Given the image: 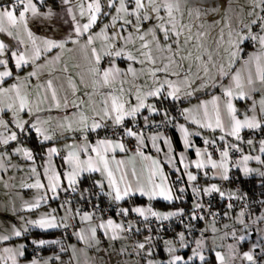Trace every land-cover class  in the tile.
<instances>
[{
	"label": "snow or ice",
	"instance_id": "snow-or-ice-1",
	"mask_svg": "<svg viewBox=\"0 0 264 264\" xmlns=\"http://www.w3.org/2000/svg\"><path fill=\"white\" fill-rule=\"evenodd\" d=\"M61 3L65 17L63 23L69 27L67 33L60 38L38 36L29 27L31 17H59L60 13L51 6L47 11L41 10L44 0H39L40 7L36 0H11L10 6L0 8V33L16 42L13 46L0 39V146L5 148V152L0 153V166L3 159L8 157L7 149L13 142L15 146L12 147V154L21 155L32 162L30 172L34 182L23 186L43 190L45 195L36 197L32 202H25L24 207L29 211L39 209L42 202H47V192L53 194L52 199L58 198L65 181V191H75L77 178L81 174L99 173L101 179L94 181V185L101 190L100 195L107 197L109 210L114 207L115 215L121 219L118 222L113 216H106L105 210L96 204L91 211L77 208L73 216L69 215L71 208L66 209V215L61 217L63 223L60 224L56 220L57 210L52 209L50 214L45 213L38 219L26 221L24 225L14 226L11 235H0V242L21 237L28 231L26 225L41 229L61 226L67 228V221L78 216L81 227L74 235L80 242L91 247L100 244L99 233L110 241L128 240L133 232L140 233L141 229L135 224L142 222L149 235L142 241L135 242L130 252L127 245L122 246L121 255L128 252L132 256H141L143 253L146 264H195L197 259L200 264H206L204 250L207 244L204 232L207 228L202 229L201 236L195 239V247L191 249V255L187 259L177 254L180 249L190 245L183 231L177 233L175 239L164 241V251L168 254L166 261L151 258L153 230L148 224L150 218L163 222L184 216L183 209L159 211L152 205V201L158 198L171 203L180 199L176 195L177 191L181 194L185 191L183 184L175 189V185L170 182V174L164 171V165L167 164L176 173H181L182 166L183 172L176 183H180L186 176L188 184L192 186L194 198L217 194L221 200L227 199L223 216L232 223L223 225L225 231L220 239L231 238L233 243L227 245V255L215 251L217 264H264V227H261L264 225V199L258 202L249 201L247 193L240 194L239 190L226 192L217 183H208L203 187L196 183L201 170L206 178L211 171L212 180L229 181V173L233 167L239 169L244 176L255 173L264 178V138L258 142L257 155L245 153L240 146L243 142L242 130L259 129L264 132V95L259 100V111L253 99L243 118L233 103L235 99H252V93L258 90L257 83L264 92V0H253L250 10L239 22L237 29L229 31L227 47L223 48L228 61L227 67L223 63H215L213 53L204 47L201 41L204 33L198 31L194 37V25L184 23L185 12L188 17H192L193 11L190 8L182 10L181 0H61ZM184 3H193V0H184ZM199 16L196 11L195 18L199 19ZM102 19L107 22L101 24ZM254 27L257 31H253ZM96 28L98 30H94ZM223 39L221 35L220 40ZM245 42L258 45V50L249 53L247 59H242L241 46ZM69 44L73 47L69 48ZM54 50H58L56 56L50 59L45 57L43 65L37 63L44 54ZM66 52H79L88 62L89 86L92 91L86 93L89 96L87 105L84 101H69L67 96L61 101L51 80H48L46 89L39 83L30 87V80L38 76L39 69L62 62V56ZM121 59L128 61L124 69L117 64ZM105 60L107 66L103 64ZM237 60L241 61L242 67L233 72L232 68ZM10 64H14L17 71L31 65L32 71L23 77L17 74L14 82L4 87L6 79L13 77ZM226 77H230L227 85L223 83ZM217 86L221 90L220 95H213L208 100H200L195 105L179 110V115L185 121L183 124L176 121V117L171 116L168 109L157 106L163 100L181 101L182 98L196 96L202 90ZM41 89L46 93L43 96L40 95ZM101 89L106 91L100 92ZM47 92L51 94L50 100ZM97 93L102 96L98 106L92 101L93 94ZM45 103L50 108L57 109L72 106L75 109L72 117L65 116L58 127L66 132H79L81 135L79 143L66 144L63 149L55 146L47 148L42 173L46 184L42 182L32 150L23 147L18 136V132L34 131L42 142L53 139L55 130L52 128L51 118L41 119L39 115L44 111L41 105ZM7 113L11 115L5 118ZM155 115H160L162 119L159 122L150 121V116ZM173 122L180 132L185 152L194 149L195 159L188 160L185 152H181L177 159L170 138L159 131L164 125H172ZM189 124L195 125L196 130L190 131ZM146 128L157 130L146 136ZM101 129L111 131L112 135L99 136ZM204 131H219L220 135L218 138L209 137L203 135ZM91 133L97 135L95 141L89 139ZM193 136L203 138V148L195 146ZM125 137L135 140L134 150L126 146ZM229 137L234 142H230ZM161 139L168 148L164 152V160L144 152L143 149L150 141L152 148L160 153L162 149L158 142ZM217 139L220 141L219 145ZM246 143L250 149L256 148L253 139H248ZM62 150H66V155L62 157V164L66 167L61 172L53 165L52 157L59 155ZM117 151L125 153L127 158L117 160ZM129 152L131 155H127ZM216 152L219 153L218 159L214 158ZM232 152L239 153L234 163ZM137 158L150 161L144 163L139 172L136 168ZM252 161L260 167H250ZM192 167L197 170L196 173L190 170ZM136 193L146 197L149 203L142 206H121L122 202ZM261 195L264 196V192ZM234 200L240 201L242 207L231 216ZM256 204L259 205V215L253 211ZM60 207L63 208L64 205ZM204 207L203 203L195 202L190 219L203 220V214L198 216L196 210L203 211ZM208 207L210 209L211 204ZM133 214L140 221L134 223L128 219ZM210 214L213 217L211 231L215 248L216 233L220 231L216 228V217L220 213ZM186 228L191 231V225ZM253 232L258 237L257 242L251 243L248 250L242 251L240 246L251 238ZM32 243L43 246L48 243L57 244L59 241L33 240ZM72 248L75 254V246ZM2 251L0 264H21V259L25 256V245L4 247ZM61 251H64L63 247ZM52 259L53 257H49L41 262L34 257L27 264H50ZM55 259L59 260L60 257L55 256Z\"/></svg>",
	"mask_w": 264,
	"mask_h": 264
},
{
	"label": "crops",
	"instance_id": "crops-1",
	"mask_svg": "<svg viewBox=\"0 0 264 264\" xmlns=\"http://www.w3.org/2000/svg\"><path fill=\"white\" fill-rule=\"evenodd\" d=\"M230 1H234V3H229ZM243 0H193V3H188L185 4L184 0H181L182 2V10L185 8H190L193 11V16L192 17H188L187 13L185 12L184 15V23H191L194 25L192 31L195 37V34L198 31H202L204 33V36L201 37V41L204 45V47L206 49H208L209 51H211L213 53L214 56V61L217 64L223 63L225 65V67H227V57L223 52V48L227 47V39H228V33L230 30H236L237 26L239 24V22L244 19L247 15V12L250 10V7H245L244 2H242ZM11 1H8L7 3H4L2 5H0V8L6 7V6H10ZM58 8H53L54 11H58V9L61 8V5H59L58 3ZM49 7V5H47L44 9H42V11H47V8ZM52 7V6H51ZM245 9V12H244ZM196 11L199 12L200 16L199 19L195 18V13ZM256 11H259V9H256ZM180 19V17L178 16V20ZM41 17H31L29 19V27L31 28V30L33 32H38L40 34L44 35H48L50 36V33L52 31H54L55 33H57L59 36H63L62 35V30L60 28H58V25L56 24V22H53V25H49L47 23H42L41 21ZM52 30V31H51ZM221 35H223L224 39L223 41L220 40ZM0 39L5 40L6 43H9L13 46H15L16 42L14 40H12L11 38L7 37L6 34L0 33ZM69 48H72L73 46L71 44L68 45ZM243 48V52L241 53V57L242 59H247V56L249 53L255 52L258 50V45H255L253 48H248V46L246 45V42L241 46ZM58 50H54L51 53H46L42 56V58L40 60L37 61L38 64L43 65L45 62V57L47 58H51L56 56ZM217 53H219V55H217ZM86 60L81 56V54L79 52H73V53H64L62 56V62L56 63L54 65H50L48 68H43V69H39L38 70V76H34L31 78L30 80V87L36 85L37 83L44 85V89L47 88V82L48 80L52 81V85L53 88L56 89L58 96L60 97L61 101H63L64 97L67 96V98L69 99V101L75 100L77 103H79L80 101H84L85 105H87L89 103V96L86 93H89L92 91H89V89L84 90L83 92H78L75 93L73 98L71 96V87H73L72 85V81L73 79H76V81L78 82H82V81H87L89 82V74H83L80 69V65L82 63H84ZM87 62V61H86ZM88 63V62H87ZM104 66L107 65V60L104 61ZM117 64L120 68L124 69L127 67L128 65V61L126 60H118ZM72 66H74L75 68H72ZM139 66V65H137ZM10 67H12L13 69V77L12 78H7L5 83H4V87H7L9 84L14 82V78L15 76L18 74L21 77H23L27 72L32 71V67L31 65L26 66L25 68H23L20 71H17L14 67V64H10ZM242 67L241 65V61L237 60L236 63L233 65L232 71L235 72L237 69H240ZM66 69V70H65ZM253 74H255V69H252ZM213 74H215V70H213ZM246 74V73H245ZM229 79L230 77H226L223 80V83L225 85H227L229 83ZM89 85V84H88ZM257 87V91L252 93V99H235L233 101V103L235 104L236 108L239 111L240 117L243 118V114L251 107L253 99L256 101L257 103V111H259V100L261 98L262 95H264V92H262L260 90L261 86L259 85V83H257L256 85ZM41 89L40 90V95L43 96L45 95V90ZM105 89H101L100 92H105ZM77 94L80 95V97H77ZM221 94V90L220 88L217 86L215 88H209L206 91L202 90L198 95L193 96V97H189V98H182L181 101H172L170 99H168V101L172 102L173 105L176 107H180L181 109L184 107H189L191 105H195L197 103H199L200 100H208L211 98V96L213 95H220ZM47 95L49 97L50 100V92H47ZM102 99V96L97 93V94H93L92 96V101L96 102L97 106L99 105V101ZM167 100H163L162 102H159V104L157 103V106L160 107L161 109H168L169 113L171 116L176 117V121H178L179 123L183 124L185 123L184 119L182 116H177L174 111L170 108H168L164 102H166ZM41 107L44 109V111H42L39 115L43 116V115H48V114H53L58 116L59 118L64 117V116H69L70 118L72 117L73 112L75 111V109L72 106H69L67 108L65 107H61L60 109H57L55 107H49L48 103L42 104ZM147 114V113H145ZM249 115H251V113H248ZM10 116V113H7L5 118H8ZM25 116H27L25 114ZM159 116V117H157ZM150 117H157V118H162L160 115H155V116H150ZM189 129L191 130H196L195 125H191L189 124ZM102 130V129H101ZM99 130V131H101ZM248 129H244L241 132V136L243 137V142H241L240 146L243 148L245 153H249L251 152V154L253 155H257L259 154L258 152V148H259V140H254L256 142V148L250 149L249 146L247 145L246 141L247 139L244 138V132H246ZM255 131H261L259 129L255 130ZM30 133H34V131L29 132L28 134L30 135ZM28 135V136H29ZM77 135H80L79 132H55V135L53 137V139L51 141H46V142H42L40 138H38V140L43 143L45 145L44 149L42 151H35L30 144L27 141V135H24V137L22 138L21 142L23 146H27V148H30L33 152V155L35 157V164L38 167V170L41 172V177L43 179V165H44V160L47 158V148L55 146L58 149H63V146L66 144H70V143H77V141L75 140V137ZM203 135L205 136H209V137H215L218 138L220 135V132L217 131L215 133H212L210 131H204ZM57 138V141H54V138ZM170 143H171V147L173 148V150L175 151L176 155H177V159L179 158V154L181 152H185V149L183 147V142L181 140V135L180 132L178 131V129L175 127L174 130L172 131L171 135H170ZM230 142H234L233 138L229 137L228 138ZM192 140L195 143V146H198L203 143V138L200 136H193ZM217 143H220V141L217 139ZM158 146L162 149V151L160 153H157L151 146V142L148 141V146L146 148H144V152L153 156V157H159L161 160H164V152L168 151V148L164 145L163 143V139H161L158 142ZM64 151L65 155H66V150H62ZM127 155H130L129 153ZM185 155L187 157L188 160H193L195 159V152L194 149L189 150L187 152H185ZM23 157V156H22ZM127 156L125 153H120L117 151L116 153V159H126ZM214 158L218 159L219 156H214ZM31 166L32 162L28 161L26 158H24ZM235 162V161H234ZM233 162V163H234ZM52 163L53 165L57 168L58 171H63L64 167H66L65 165L62 164V158H60L58 155H55L52 157ZM144 163H150L149 162H145L142 161L141 159L137 158L136 161V168L137 171L139 172ZM252 168H257L260 167V165H258L255 161H252L249 165ZM130 167V166H129ZM181 167V173H176L174 171H171V169L169 168V166L167 164L164 165V171L166 173H169V180L170 182H172L175 185V189H179V187L181 186V184H183V186L185 187V191L181 194L178 191L176 192V195L180 196V199L178 200H174L171 203H185L186 201H191V203L194 200V196H193V191H192V186L188 184L187 182V177L184 176L183 180L180 183H176L178 176L182 174L183 169L182 166ZM191 171H193L194 173L197 172V170L192 167L190 169ZM95 175V181L101 179L100 174L99 173H83L81 174L77 179L78 182L79 180L84 176V175ZM236 174H240L242 177H250V176H258L255 173H252L248 176H244V174L237 168L233 167L231 168V171L229 173L230 177H232V175H236ZM211 171H209V175L206 178L204 176L203 171L201 170L198 173V180H197V184L200 187L205 186L208 183H217L219 180H212L211 179ZM261 178V177H260ZM264 179V178H262ZM44 183L46 184L47 181L43 180ZM77 182V184H78ZM77 184L75 185V188L77 186ZM67 188V182L65 181L62 188L59 191V196L56 199H52V193L51 192H47V202L44 203L42 202L39 209H43V208H48V207H57L59 209V212L61 214H64V216L66 215V209L71 208V213H69L70 216L75 215V210L78 208L79 205H75L73 203L67 204L65 203V193H67L68 191H72L71 189H69L68 191H65V189ZM32 191H43V190H37L34 188H30ZM106 190V189H105ZM231 190V189H229ZM101 190L99 189V192ZM73 192V191H72ZM133 197H138V198H142L145 200L144 204H140V205H136V206H142V205H147L149 202L147 200L146 197H142L139 195V193H136L135 195H133L131 198ZM197 197V196H196ZM195 197V198H196ZM36 198V197H35ZM35 198L28 200L27 202H32ZM130 199H126V201H129ZM155 201H162L168 204H171L169 202L164 201L162 198H158ZM123 203V202H122ZM64 205L63 208H61V205ZM122 207H129V206H125L122 205ZM39 209H33L32 211H37ZM62 209L64 210V212L62 211ZM156 209V208H155ZM176 209H183L184 210V219L186 220L185 222H183V225L185 227L184 230H189L188 228H186L187 225H191L192 221L189 219L190 218V214L187 213V210L185 208V205L180 206L178 208H168V209H157L159 211H169V210H176ZM226 210V205L223 207H220L218 209V213H220L218 221L216 222V225H220L221 223H223L225 220L223 213ZM239 211V209L237 207H234V210L231 213H235ZM191 213V212H190ZM230 213V214H231ZM257 215H259V212H256ZM56 215V213H55ZM132 217L135 218H139L137 216H135V214L131 215ZM58 216L56 215V220L58 221ZM176 217L172 218L170 221L173 222L175 220ZM77 219V218H76ZM76 221L80 222V219H77ZM211 225V224H210ZM209 226V225H208ZM63 226L61 227H55L53 229H46V230H42V229H38V227L32 229V230H38V231H42V232H47V231H53V230H58V229H62ZM79 227H81V223L79 225ZM145 229V227H143ZM79 229V228H78ZM31 230V231H32ZM147 232L148 230L145 229ZM144 231V230H143ZM165 231L162 228H156V236L157 235H161V233ZM149 233V232H148ZM153 233V231H152ZM142 235V234H141ZM75 238L78 240L77 236L74 235L73 238H71V240H75ZM98 238L100 239V241H102V243H110V244H114L117 241H110L107 238L103 237L102 233L98 234ZM257 238V235L255 234V232H253L251 238L249 240H246L244 243L242 244L241 250H248V248L250 247L251 243H254L253 239L255 240ZM79 241V240H78ZM80 242V241H79ZM82 243V242H81ZM8 244V243H6ZM6 244H3V247H7ZM84 244V243H83ZM228 245V244H227ZM9 247V246H8ZM67 247H68V243L65 244L64 251L61 254H65L67 255ZM93 247V246H92ZM227 248V247H226ZM221 251V250H218ZM257 252H259V249H257ZM214 255L215 258V254L214 252L212 253ZM216 259V258H215ZM217 264V261H216Z\"/></svg>",
	"mask_w": 264,
	"mask_h": 264
},
{
	"label": "rangeland",
	"instance_id": "rangeland-1",
	"mask_svg": "<svg viewBox=\"0 0 264 264\" xmlns=\"http://www.w3.org/2000/svg\"><path fill=\"white\" fill-rule=\"evenodd\" d=\"M48 0H44V3H47ZM59 5H61V8L58 9V13H60L59 17H53L50 19H45L41 17V22L42 23H47L49 25H53V22H56L58 25V28L62 30V35L66 34L68 31V25L63 23V20L65 17L63 16L62 12V3L61 0H56ZM38 7H39V0H36ZM245 7H250L253 3V0H243ZM229 3H234V1H230ZM42 10V9H41ZM245 12V9H244ZM107 22L106 20L102 19L100 21L101 24ZM51 25V26H52ZM98 30V28L94 29ZM52 31V30H51ZM38 36H43L42 34L38 32H34ZM46 36V35H44ZM48 36V35H47ZM56 36L57 38H60L62 36H59L57 33L52 31L50 33V36ZM97 46L99 47V42L97 43ZM68 54V53H67ZM104 63V62H103ZM107 66V65H106ZM136 67H139L135 65ZM79 71H81L83 74H87V68H88V63L85 61L82 63L80 66ZM72 68H75L72 66ZM20 71V70H19ZM25 76V75H24ZM72 86L71 87V96L73 98L75 94L73 93H80L83 92L86 89H89L91 91V87L88 85L89 82L83 81V82H78L76 79H73L72 81ZM76 96V95H75ZM77 97H80V95L77 94ZM11 115V114H10ZM41 119H49L51 118V124L52 128L55 130V132H65L62 129L58 127V125L63 122L64 117L59 118L56 115L53 114H48V115H43L41 116ZM69 117V116H68ZM28 117L25 116V119ZM29 132L25 133H19L18 136L19 139L22 140L24 135H29ZM54 141H57V138H54ZM15 146V142L12 143V146H10L7 149V152L9 153L8 157L6 159H3L2 161V166H0V235L2 234H8L11 235L12 229L14 226L19 227L21 225H24L26 221L28 220H35L38 219L41 215L45 213H51L52 209H56V215L58 216V223L62 224L63 221H61V217H64V214H61L59 212V209L55 207H48V208H43L39 209L37 211H32V210H27L24 207V203L27 202L30 199H33L35 197L45 195L44 191H32L28 187H24L23 185L25 184H31L34 182V177L32 176L30 172V164L22 157L21 155L17 154H12V147ZM23 146V145H22ZM27 147V146H23ZM5 152V148L3 146H0V153ZM42 178V177H41ZM42 182L43 179H42ZM47 196V194H46ZM64 212V210L62 209ZM235 213H231V216H234ZM226 223H232L230 219L225 220L223 223L220 225H216L217 229H220L219 232L216 233V240H215V248H214V242H213V232L211 231V225L206 226L203 225V227L200 229L199 235L196 237H193L192 239L189 238V236L186 234L184 230H181L185 232L186 239L190 242V245L188 248L185 249H180V251L177 253L185 259L189 255H191V249L195 247L194 241L196 238H199L201 236V230L207 228L208 230L204 232V237L206 238V248L204 250V255L205 258H207V251H210L211 253L218 250H221V252L225 253L227 255L228 249L227 244L233 243L231 238L227 239H220V237L223 235V232L225 229H223V225ZM28 227V231L22 235L21 237H12L8 241H3L0 242V255L3 254V244H6L7 247H15L16 245L19 244H24L26 247V241L24 237L34 228L38 226H31V225H26ZM261 227H264V225H261ZM38 229H41L38 227ZM48 229H53V228H48ZM46 230V229H42ZM178 231L174 235H169L163 239H161V248L159 245H156V241L153 240L152 237V246H153V255L152 259L154 260H164L166 261L168 259V254L164 251V241L165 240H171L175 239L176 234L181 232ZM149 235L148 232L144 233L141 236H131L130 239L128 240H118L114 244L110 243H102L98 246H86L85 244L79 242L76 238L75 240H70L68 241V247H67V255H62V252L58 253H51V254H46L44 256L38 257L35 255H32L30 258H26L25 256L21 259V264H27L28 261L32 260L34 257L43 262L44 260L48 259L49 257H53V259L50 261V264H134V262H138V264H146L144 257V254L141 253V256H132L129 255L128 252H125L123 255L120 254V249L122 246L127 245L129 248V252L132 250V246L135 244L137 241H142L145 236ZM152 235V234H151ZM159 236V235H157ZM158 238V237H155ZM258 237L253 241L257 242ZM245 244V243H243ZM72 246H75V254L73 253V248ZM162 249V250H161ZM163 251V254H162ZM66 254V253H65ZM55 256H59L60 259L56 260ZM197 262L200 263V261L197 259Z\"/></svg>",
	"mask_w": 264,
	"mask_h": 264
},
{
	"label": "trees",
	"instance_id": "trees-1",
	"mask_svg": "<svg viewBox=\"0 0 264 264\" xmlns=\"http://www.w3.org/2000/svg\"><path fill=\"white\" fill-rule=\"evenodd\" d=\"M8 1H11V0H7L1 3L0 5L7 3ZM47 5L52 6L53 8L59 7L58 2L56 0H48L47 3H44V7L42 9H44ZM39 7H40V4H39ZM164 103L168 108L171 109V111L172 110L174 111L175 106L173 105L172 102L167 100ZM27 141L35 151H39V150L42 151L45 147V145L38 140V138L36 137L34 133H30V135L27 136ZM94 181H95V175H91V174L84 175L79 180L75 188V191H73L74 196H75V199L73 200V204L81 205L83 203L87 204L89 202L97 203L100 205L109 204L107 197L100 195L99 188L95 187ZM235 181H238L240 184L241 194L247 193V196L249 198L264 199V196L261 195V193L264 192V187H262V184H264V179L257 177V176H250V177L244 178L240 174H236V175H232L230 179L231 183H235ZM144 203H145L144 199L133 197V198H130L129 201L123 202L122 205L131 207V206H136V205H140ZM152 205L156 209L178 208L180 206L185 205L187 213L189 214H191L190 212L192 208V203L190 200L186 201L185 203H171V204H168L162 201H155L152 203ZM258 208H259V205L253 206V211L259 212ZM191 221H192L191 231L184 230L185 229L184 225L180 224V225L173 226V231L171 234L162 232L161 235L156 236L155 234L156 228H153V233H151L153 240L156 241V245L157 246L159 245V247L161 248V242H160L161 239L169 235H174L176 232L181 231V230H184L186 234L189 236V238L192 239L193 237H196L199 235L200 229L203 227L204 224L199 220H191ZM146 232L147 231L143 227H141V232L136 236H141V234L143 235ZM155 237H158V238H155ZM24 239L26 241V247H25V255H26L25 257L26 258L32 257L34 251L38 252V257L44 256L46 254L58 253L60 252L61 247H64L65 244L71 240L70 237H67L64 235L62 229L47 231V232L32 230L24 237ZM33 240H46V241L55 240V241H59V243L57 244L48 243L43 246H37L32 243ZM162 254H163V251H162ZM206 254H207L206 264H216V259L214 258V255L210 251H207ZM63 255H66V254H63ZM195 264H200V263L195 261Z\"/></svg>",
	"mask_w": 264,
	"mask_h": 264
},
{
	"label": "built area",
	"instance_id": "built-area-1",
	"mask_svg": "<svg viewBox=\"0 0 264 264\" xmlns=\"http://www.w3.org/2000/svg\"><path fill=\"white\" fill-rule=\"evenodd\" d=\"M253 31H257V28H253ZM246 45L248 46V48H253L254 45L252 42H246ZM181 108L180 107H176L174 109V113L179 116V110ZM150 121L151 120H156L157 122H159L161 120V118H155V117H150L149 118ZM174 123L172 125H164L163 127H161L159 129V131L163 132L165 136L170 137L172 131L174 130L175 126ZM140 124H143V120L141 119ZM157 129H153V128H146L144 129L145 135L148 136L150 135L152 132L156 131ZM105 135H112L111 131H108L106 129H102L101 131H99V136L103 137ZM97 138V135L95 133H91L89 135V139L92 141H95V139ZM118 138V137H117ZM244 138L245 139H253V140H260L262 138H264V132L262 131H253V130H247L246 132H244ZM75 140L77 141V143H79L81 141V135H77L75 137ZM124 143L126 144L127 147H129L130 149L134 150L135 149V140L125 137L124 138ZM218 145L220 143H217ZM199 147L203 148L204 145L203 143H201L199 145ZM129 154L131 155V152H129ZM65 155L64 151H61L60 154L58 155L60 158H62ZM214 156H219V153L216 152L214 153ZM232 156V162H234L236 160V158L239 156L238 152H232L231 153ZM66 166V165H65ZM217 184H219L221 186V188L223 190H225L227 192V190L231 189L232 191H236L239 190V193L241 194V189H240V184L238 181H235V183H231L230 180L229 181H218ZM65 201H70L71 203H73V200L75 199L74 193L72 191H68L67 193H65L64 196ZM249 201H260L261 199H254V198H249ZM195 202H200L204 204V210L201 211L199 209L196 210L197 215H201L203 214L204 219L203 220H199L201 221L204 225L208 226L211 224L212 222V215L210 214L211 212H218V209L220 207H223L225 205H227V199L225 198L224 200H221L220 197L217 194H213L211 197L209 196H197L196 198H194L193 202H192V208H191V212L193 210V205ZM232 203L234 204V207H237L238 209H240V207H242V204L240 201L234 200L232 201ZM97 203H93V202H89L87 204H81L78 206L79 209L81 210H87V211H91L93 205H96ZM211 204V208L209 209L208 205ZM258 204L254 205L257 206ZM100 209H104L105 210V215H111L113 216L114 219H116L118 222L120 221V217L115 215V208L113 207L111 210H109V204L107 205H100L99 204ZM79 219V217H75V219H69L67 221L68 223V227L67 228H62V231L64 233L65 236L73 238L74 233L78 230L80 222L76 221L77 219ZM219 216L216 217V222L218 221ZM128 219H131L135 222L140 221V218H135L132 216H129ZM186 220L183 217H176L175 220L173 222H171L170 220L168 221H163V222H159V221H155L153 219L150 218L148 224L151 227V229L153 230V228H162L166 233L171 234L173 231V226L174 225H180L183 224V222H185ZM135 226L139 227L141 229V227H145L144 223H136ZM145 229H147V227H145ZM141 232V231H140ZM125 234H127V229H125ZM138 235L137 233L133 232L131 234V236H136ZM33 255L38 256V252L34 251Z\"/></svg>",
	"mask_w": 264,
	"mask_h": 264
},
{
	"label": "water",
	"instance_id": "water-1",
	"mask_svg": "<svg viewBox=\"0 0 264 264\" xmlns=\"http://www.w3.org/2000/svg\"><path fill=\"white\" fill-rule=\"evenodd\" d=\"M5 1H7V0H0V4L3 3V2H5Z\"/></svg>",
	"mask_w": 264,
	"mask_h": 264
}]
</instances>
